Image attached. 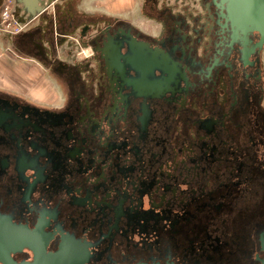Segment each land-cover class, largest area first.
Segmentation results:
<instances>
[{
    "label": "flooded vegetation",
    "instance_id": "flooded-vegetation-1",
    "mask_svg": "<svg viewBox=\"0 0 264 264\" xmlns=\"http://www.w3.org/2000/svg\"><path fill=\"white\" fill-rule=\"evenodd\" d=\"M50 1L17 33L49 96L0 90V264L8 225L20 264H264L261 36L222 0Z\"/></svg>",
    "mask_w": 264,
    "mask_h": 264
},
{
    "label": "crops",
    "instance_id": "crops-1",
    "mask_svg": "<svg viewBox=\"0 0 264 264\" xmlns=\"http://www.w3.org/2000/svg\"><path fill=\"white\" fill-rule=\"evenodd\" d=\"M5 1L0 0V20ZM24 1L14 0L15 11L19 21L28 25L30 18L24 12ZM30 1L36 7L48 2V0H43L39 4L40 0ZM22 39L17 34H11L0 29V82L14 93L18 92L27 97L46 100L52 89L47 69L30 48L24 51L20 47L19 44Z\"/></svg>",
    "mask_w": 264,
    "mask_h": 264
},
{
    "label": "water",
    "instance_id": "water-1",
    "mask_svg": "<svg viewBox=\"0 0 264 264\" xmlns=\"http://www.w3.org/2000/svg\"><path fill=\"white\" fill-rule=\"evenodd\" d=\"M226 1L229 4L230 16L235 20L237 19L236 26L237 29L242 31L244 34H251L257 32L261 36V46L264 44V0H222ZM51 2L50 0L48 1ZM41 4V3H40ZM24 12L29 15V18L41 13L47 8L44 3L36 7V5L30 0L24 1ZM239 15V17H238ZM8 229H13L11 225H8ZM8 230V252H7V263L8 264H20L17 263L12 256L10 251H13L16 248V241L11 240L13 231L10 235ZM264 263V261H263ZM22 264H31V263H22Z\"/></svg>",
    "mask_w": 264,
    "mask_h": 264
},
{
    "label": "built area",
    "instance_id": "built-area-1",
    "mask_svg": "<svg viewBox=\"0 0 264 264\" xmlns=\"http://www.w3.org/2000/svg\"><path fill=\"white\" fill-rule=\"evenodd\" d=\"M26 24L19 21L14 0H6L1 12L0 29L11 34L24 30Z\"/></svg>",
    "mask_w": 264,
    "mask_h": 264
},
{
    "label": "rangeland",
    "instance_id": "rangeland-1",
    "mask_svg": "<svg viewBox=\"0 0 264 264\" xmlns=\"http://www.w3.org/2000/svg\"><path fill=\"white\" fill-rule=\"evenodd\" d=\"M141 2V0H130V1H128V5H124L123 7H120L119 9H115V10H123V9H125V6H128V7H126V8H129V6H130V11H134V10H136L137 9V6H138V4ZM94 3V5H96L97 4V1H94L93 2ZM98 5V4H97ZM20 37H22L23 38V36H20ZM0 90H3V91H5V92H13V91H11V90H9V89H7V87H5L4 85H2V82H0ZM18 93V92H17ZM19 94V93H18ZM24 96V95H23ZM27 97V96H26ZM28 98H32V97H28Z\"/></svg>",
    "mask_w": 264,
    "mask_h": 264
}]
</instances>
